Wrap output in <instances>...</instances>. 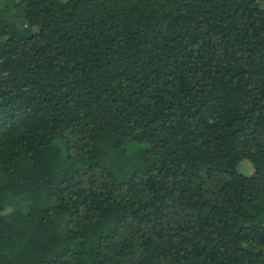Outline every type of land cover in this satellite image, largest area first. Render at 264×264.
Masks as SVG:
<instances>
[{
    "label": "trees",
    "instance_id": "trees-1",
    "mask_svg": "<svg viewBox=\"0 0 264 264\" xmlns=\"http://www.w3.org/2000/svg\"><path fill=\"white\" fill-rule=\"evenodd\" d=\"M0 264H264V0H0Z\"/></svg>",
    "mask_w": 264,
    "mask_h": 264
},
{
    "label": "rangeland",
    "instance_id": "rangeland-1",
    "mask_svg": "<svg viewBox=\"0 0 264 264\" xmlns=\"http://www.w3.org/2000/svg\"><path fill=\"white\" fill-rule=\"evenodd\" d=\"M242 169H243L244 171H247V170L250 169V167H249L248 165H246V164H243Z\"/></svg>",
    "mask_w": 264,
    "mask_h": 264
}]
</instances>
